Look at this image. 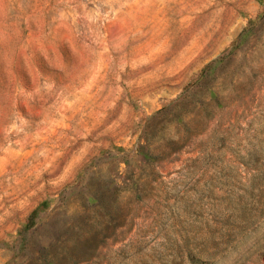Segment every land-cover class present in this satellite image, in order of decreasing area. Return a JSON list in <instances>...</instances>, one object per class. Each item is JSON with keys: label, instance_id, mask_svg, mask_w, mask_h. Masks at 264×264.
Here are the masks:
<instances>
[{"label": "rangeland", "instance_id": "1", "mask_svg": "<svg viewBox=\"0 0 264 264\" xmlns=\"http://www.w3.org/2000/svg\"><path fill=\"white\" fill-rule=\"evenodd\" d=\"M0 264H264V0H0Z\"/></svg>", "mask_w": 264, "mask_h": 264}]
</instances>
